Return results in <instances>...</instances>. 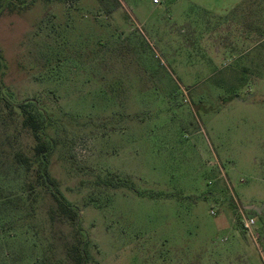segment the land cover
I'll return each instance as SVG.
<instances>
[{"label": "rangeland", "instance_id": "374dc122", "mask_svg": "<svg viewBox=\"0 0 264 264\" xmlns=\"http://www.w3.org/2000/svg\"><path fill=\"white\" fill-rule=\"evenodd\" d=\"M0 57V264H264V0H0Z\"/></svg>", "mask_w": 264, "mask_h": 264}, {"label": "trees", "instance_id": "16d2710c", "mask_svg": "<svg viewBox=\"0 0 264 264\" xmlns=\"http://www.w3.org/2000/svg\"><path fill=\"white\" fill-rule=\"evenodd\" d=\"M3 68V59L0 57V72ZM9 105V104H8ZM25 118L24 125L33 132L34 137L37 139L38 144L35 147L36 153L39 157H41L40 168L38 169V177L41 179V183L48 184L54 186L55 183L53 179L50 177L48 168L46 166V155L48 151V145L43 139V126L41 121L28 109L24 108ZM55 201L57 203V210L59 214L65 217L70 222H75L78 216V212L63 198L59 195H54ZM77 240V241H76ZM70 244L68 247L69 255L68 257L74 262V264H84V253L83 248L80 246L81 239H76ZM69 245V244H68Z\"/></svg>", "mask_w": 264, "mask_h": 264}, {"label": "built area", "instance_id": "2783aa9c", "mask_svg": "<svg viewBox=\"0 0 264 264\" xmlns=\"http://www.w3.org/2000/svg\"><path fill=\"white\" fill-rule=\"evenodd\" d=\"M255 224V219L253 217L244 218L243 219V227L248 230L252 231V226Z\"/></svg>", "mask_w": 264, "mask_h": 264}, {"label": "water", "instance_id": "95a60500", "mask_svg": "<svg viewBox=\"0 0 264 264\" xmlns=\"http://www.w3.org/2000/svg\"><path fill=\"white\" fill-rule=\"evenodd\" d=\"M249 209H255V210H259L258 207L256 206H248Z\"/></svg>", "mask_w": 264, "mask_h": 264}]
</instances>
